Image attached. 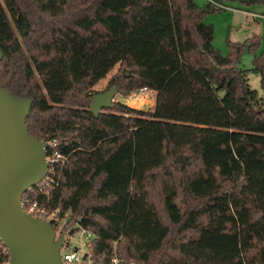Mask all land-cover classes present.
I'll list each match as a JSON object with an SVG mask.
<instances>
[{
  "label": "trees",
  "instance_id": "1",
  "mask_svg": "<svg viewBox=\"0 0 264 264\" xmlns=\"http://www.w3.org/2000/svg\"><path fill=\"white\" fill-rule=\"evenodd\" d=\"M223 1L0 0V86L32 98L29 131L67 157L32 199L93 230L98 264H264V54L240 66L257 34L215 46L204 19ZM116 64L127 70L101 92L147 87L153 109L91 112Z\"/></svg>",
  "mask_w": 264,
  "mask_h": 264
},
{
  "label": "water",
  "instance_id": "2",
  "mask_svg": "<svg viewBox=\"0 0 264 264\" xmlns=\"http://www.w3.org/2000/svg\"><path fill=\"white\" fill-rule=\"evenodd\" d=\"M4 52L0 48V61ZM117 86L94 94L90 110L99 116L114 105ZM33 100L0 86V240L10 253V264H64V237L54 225L25 209L24 194L48 172L46 141L29 131L27 117Z\"/></svg>",
  "mask_w": 264,
  "mask_h": 264
},
{
  "label": "rangeland",
  "instance_id": "3",
  "mask_svg": "<svg viewBox=\"0 0 264 264\" xmlns=\"http://www.w3.org/2000/svg\"><path fill=\"white\" fill-rule=\"evenodd\" d=\"M209 1L210 0H196V2L202 8H206ZM2 2L3 4H5L4 0H2ZM223 3L225 4L222 6L224 10L209 11L204 19L206 23L212 24L215 28L214 44L223 55H227L229 52L228 40H232L235 42L244 41L247 38H250L253 35L257 34L258 37L261 38L260 45L256 46L255 48H251L252 45L250 44L248 47L243 49L240 57L241 67L252 68L256 55L261 56L262 54H264V5L258 4L247 7L241 2V0H224ZM45 39L47 40L49 39V37L46 36ZM43 57L44 56H40V58ZM126 70L127 69L124 65L116 64L110 71L108 76L92 88V92L95 94L101 92L102 90H105L108 87V82L113 75L117 73L121 74ZM129 74L130 72H127V75ZM37 78L40 82L42 81L39 75H37ZM249 78L251 86L254 89H257L258 93L262 95L263 90L261 87L260 74L256 71H252L250 72ZM155 99L156 93L150 90L138 96H136V92L125 94L123 91H117L114 97V103L117 101L126 102L131 107L148 110L154 108ZM170 171L172 173H175L178 178L183 174L180 170V167H178V169L170 168ZM195 171H198V166L196 164L188 168V173H194ZM160 174L162 173L160 172ZM168 180L171 181L170 179ZM182 202L183 201H181V204L185 208L186 205ZM70 218L71 214L67 212L66 222H69ZM75 224H77V221L72 223L71 226ZM74 243H79L77 237L76 240H74Z\"/></svg>",
  "mask_w": 264,
  "mask_h": 264
},
{
  "label": "built area",
  "instance_id": "4",
  "mask_svg": "<svg viewBox=\"0 0 264 264\" xmlns=\"http://www.w3.org/2000/svg\"><path fill=\"white\" fill-rule=\"evenodd\" d=\"M149 91L147 87H142L134 92L136 96L142 95ZM151 91V90H150ZM58 139H50L46 142L48 172L45 178L36 186L29 189L23 196L22 203L28 213L33 216L45 218L47 221L55 225L56 236L64 237V244L60 249L61 259L64 264H98L97 256L94 252V243L96 233L78 223L68 226L66 216L61 217L58 210L51 211L47 203L41 202L38 199H32V193L43 192L49 195L53 185L58 183L62 176V170L66 163V155L59 149ZM68 226V227H67ZM78 229V230H77ZM78 240V244L74 240ZM1 241V240H0ZM0 250H8L6 246L0 242ZM10 254V253H9ZM4 254H0L3 257ZM0 264H10L9 260L0 259ZM109 264H123L122 260L115 254ZM131 264H135L133 261Z\"/></svg>",
  "mask_w": 264,
  "mask_h": 264
},
{
  "label": "crops",
  "instance_id": "5",
  "mask_svg": "<svg viewBox=\"0 0 264 264\" xmlns=\"http://www.w3.org/2000/svg\"><path fill=\"white\" fill-rule=\"evenodd\" d=\"M210 1H212V0H210ZM124 103H126V102H124Z\"/></svg>",
  "mask_w": 264,
  "mask_h": 264
}]
</instances>
